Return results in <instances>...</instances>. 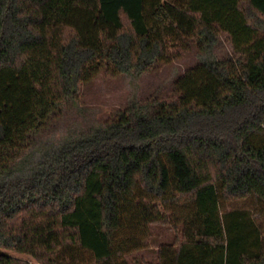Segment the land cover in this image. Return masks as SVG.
<instances>
[{"label": "trees", "instance_id": "obj_1", "mask_svg": "<svg viewBox=\"0 0 264 264\" xmlns=\"http://www.w3.org/2000/svg\"><path fill=\"white\" fill-rule=\"evenodd\" d=\"M263 29L264 0H0V264H31L4 249L41 264H128L159 222L179 233L156 264H264L251 221L220 206L264 204ZM221 33L238 47L181 75L177 96L132 103L28 176H8L94 68L140 76ZM254 214L264 219V206Z\"/></svg>", "mask_w": 264, "mask_h": 264}, {"label": "rangeland", "instance_id": "obj_2", "mask_svg": "<svg viewBox=\"0 0 264 264\" xmlns=\"http://www.w3.org/2000/svg\"><path fill=\"white\" fill-rule=\"evenodd\" d=\"M262 36L264 29L258 35L259 38ZM236 47L238 43L230 34L221 33L218 44L212 49L199 52L194 46L185 50L172 48L167 61L157 62L140 76L118 74L107 66H97L82 85L78 99L53 114L42 131L33 135L29 144L17 154L16 159L9 164L8 176L11 179L28 176L40 167L53 149L87 136L98 128L109 126L132 103L146 104L154 99L177 96L176 81L181 75L205 61L223 59L233 53ZM220 206L224 213H244L245 218L251 221L246 232L251 234L252 239L259 236L264 245V219L254 214L264 206L262 202L255 199L222 200ZM130 232V229H125L120 235L128 236ZM178 233L177 227L170 223L149 224L136 237L138 248L124 254L122 258L128 264H156L160 246L173 243ZM4 251L31 264H41L30 255Z\"/></svg>", "mask_w": 264, "mask_h": 264}]
</instances>
